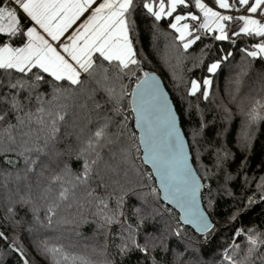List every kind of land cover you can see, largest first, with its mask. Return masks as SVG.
<instances>
[{"label": "snow or ice", "instance_id": "snow-or-ice-1", "mask_svg": "<svg viewBox=\"0 0 264 264\" xmlns=\"http://www.w3.org/2000/svg\"><path fill=\"white\" fill-rule=\"evenodd\" d=\"M141 16L151 22L157 53L164 42L161 60L179 107L147 70ZM209 38L232 50H214ZM200 45L197 54L189 51ZM237 51L230 102L247 77L264 93V0H0L5 228L27 225L46 264H264V220L241 223L250 208L264 205V175L247 174V153L264 126V95L237 104L245 116L237 148L246 155L235 172L236 153L190 99L209 101L215 77ZM189 59V71L208 75L186 77ZM217 107L230 119L227 105ZM225 197L231 211L221 220L216 208ZM54 225L78 238L71 249L80 240L93 243L79 251L50 243L41 230ZM221 227L230 232L224 243ZM12 239L8 244L0 231L17 264H30Z\"/></svg>", "mask_w": 264, "mask_h": 264}, {"label": "trees", "instance_id": "trees-1", "mask_svg": "<svg viewBox=\"0 0 264 264\" xmlns=\"http://www.w3.org/2000/svg\"><path fill=\"white\" fill-rule=\"evenodd\" d=\"M203 2L208 3L209 6L212 5V0H203ZM150 21H145L144 18L140 17V32H141V40L142 45H140L145 55H147L150 63L146 66L147 70L155 72L164 82L165 85H167V91L170 94L173 103L176 107H179L181 104L179 96L173 91L171 87V77L169 75V68L163 63L161 60V57L165 54L164 49V42L161 39L158 42L159 47V53H157L153 47H152V35L150 31ZM166 21L162 24V28L164 31L171 32L170 29H167L166 27ZM205 43L211 44L214 50H218L219 48H225L227 50H232V46L229 42H213L209 39L205 40ZM243 46L242 44H238V47ZM200 47H203V45H200L199 47L193 46V49H190L189 51L195 55L199 52ZM168 56L170 58V63L175 64V50L169 49ZM214 58V56H213ZM240 60V53L237 51L235 54V61H231L227 66L222 65V71L218 73V75L215 77L212 87H211V93L210 99L208 102L203 101V99H200L197 101L195 98L192 99V102L199 103L201 109L203 110V116L204 119L208 121H212L215 119V125H212V127L217 128L221 131L222 135V142L226 143L229 148H231L237 155L238 159L233 163L232 171L235 172V169L239 167V163L241 160L244 159L245 153L240 152V150L237 148V141L239 140L241 133L244 128V122H245V116L243 115L241 109L237 106L240 99L242 97H248L249 99L252 98H260L264 93H261L260 90V84L256 82L255 77H247L243 80V83L241 85V91L237 96L236 102H230V96L228 95L227 90H230L233 86L228 83L229 77L233 73V66L235 63L239 62ZM192 61L189 59L183 68L184 75L189 78H196L199 79L202 76L208 75L206 72V69H194L192 71H189L191 68ZM176 71H180V69H176ZM183 91V89H181ZM225 104L229 108L231 112V117L228 120H222L221 117L224 115L222 111L218 109L219 104ZM249 100L245 99L243 102V107L246 109L248 106ZM193 120L199 121L200 115L193 113ZM191 123V121H188L185 125V130H187L188 125ZM71 130L70 128L68 129ZM62 131L64 129L62 128ZM213 136H215V133H213ZM248 156V176L249 177H255L257 180L261 175H264V126H261L257 133H256V139L253 142V148L250 153H247ZM207 162V161H205ZM243 178H241L240 183L242 184ZM252 189H255V183L252 184ZM235 194L236 196L241 195L240 191V184H237L235 187ZM245 195H251V192L246 193ZM231 204L232 201L225 197L224 199H221L219 201V204L216 208V214L219 219L223 220L224 217H226L231 211ZM6 213V202L1 203L0 202V231L6 232L9 235V240L7 241L8 244L13 243V237H17V243L19 246H21L24 251L28 254L29 259H34L36 264H46V259L42 256L36 255V249L34 248L32 244V236L31 233L27 231V225H24L22 227L17 226L13 229L11 224H9V227L5 228V217ZM24 216V212L21 210L19 211V215L17 219ZM30 219V217H29ZM264 220V205H255L252 208L248 210V212L243 214V220L241 223L245 226H250L252 224H260V222ZM239 226V225H238ZM55 227V225L53 226ZM56 229V227H55ZM54 229V230H55ZM44 230V229H43ZM58 230V229H57ZM60 234L67 238L65 240L67 243L75 242L78 238L74 235H69L66 232H63L62 230H58ZM82 232L84 236L91 237L92 232L90 226H84L82 228ZM219 236H218V242L224 243L225 239L228 235H230L229 229L226 227H221L219 229ZM92 240H80V244L82 242H89ZM57 242V241H56ZM93 242V241H92ZM59 244H62V242H59ZM64 245V244H63ZM83 245V244H82ZM68 248V247H66ZM17 255L10 252L9 249L5 247V242L0 241V264H17ZM31 259V260H32Z\"/></svg>", "mask_w": 264, "mask_h": 264}, {"label": "rangeland", "instance_id": "rangeland-1", "mask_svg": "<svg viewBox=\"0 0 264 264\" xmlns=\"http://www.w3.org/2000/svg\"><path fill=\"white\" fill-rule=\"evenodd\" d=\"M2 182H3V177L0 176V202L3 204V203H5V199H4V189L2 187ZM9 187L11 188V187H13V185L10 184ZM54 229H55V227H53L52 229H44V230L42 229L41 230V234L42 235H45L47 238H49L50 239V243H58V241L59 242H62V244H64L65 247H68L69 251H73V250L79 251V250H82V244L84 245V244H92L93 243L92 241L85 242V243L82 242V244H80V246H81L80 248H78V249H71V248H69V245L72 244V243H74V241L72 243H67L65 241V240L68 241V239L65 238L66 236L63 237L60 234V232L58 231L59 229L58 230H57V228L55 230ZM31 236H32V244L34 246V239L36 237V234L35 233H31ZM34 248H35V246H34ZM31 259H29L30 260V264H36L35 261H34V259H32V260Z\"/></svg>", "mask_w": 264, "mask_h": 264}, {"label": "water", "instance_id": "water-1", "mask_svg": "<svg viewBox=\"0 0 264 264\" xmlns=\"http://www.w3.org/2000/svg\"><path fill=\"white\" fill-rule=\"evenodd\" d=\"M157 75V74H156ZM158 76V75H157ZM159 77V76H158ZM167 90V89H166ZM168 92V91H167ZM170 95V94H169ZM171 97V96H170Z\"/></svg>", "mask_w": 264, "mask_h": 264}, {"label": "crops", "instance_id": "crops-1", "mask_svg": "<svg viewBox=\"0 0 264 264\" xmlns=\"http://www.w3.org/2000/svg\"><path fill=\"white\" fill-rule=\"evenodd\" d=\"M75 27V26H74Z\"/></svg>", "mask_w": 264, "mask_h": 264}]
</instances>
